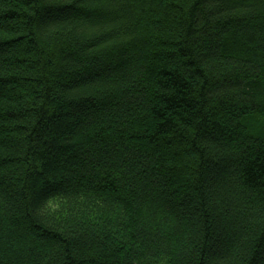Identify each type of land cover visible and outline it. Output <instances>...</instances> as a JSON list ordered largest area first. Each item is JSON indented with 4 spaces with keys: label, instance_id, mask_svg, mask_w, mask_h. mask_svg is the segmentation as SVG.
I'll return each instance as SVG.
<instances>
[{
    "label": "trees",
    "instance_id": "obj_1",
    "mask_svg": "<svg viewBox=\"0 0 264 264\" xmlns=\"http://www.w3.org/2000/svg\"><path fill=\"white\" fill-rule=\"evenodd\" d=\"M0 264H264V0H0Z\"/></svg>",
    "mask_w": 264,
    "mask_h": 264
}]
</instances>
